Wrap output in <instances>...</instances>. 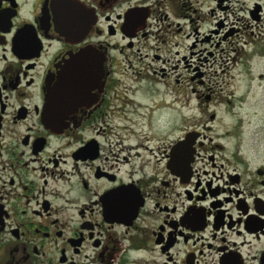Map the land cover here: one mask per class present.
<instances>
[{
  "label": "flooded vegetation",
  "instance_id": "flooded-vegetation-1",
  "mask_svg": "<svg viewBox=\"0 0 264 264\" xmlns=\"http://www.w3.org/2000/svg\"><path fill=\"white\" fill-rule=\"evenodd\" d=\"M189 41L264 60V0H0V264H264L262 147L171 138Z\"/></svg>",
  "mask_w": 264,
  "mask_h": 264
},
{
  "label": "rangeland",
  "instance_id": "rangeland-1",
  "mask_svg": "<svg viewBox=\"0 0 264 264\" xmlns=\"http://www.w3.org/2000/svg\"><path fill=\"white\" fill-rule=\"evenodd\" d=\"M190 43L181 50V55H188L193 66L175 67L173 63L177 60L171 56L170 65L165 68V81L172 85L171 97L165 99L170 98L175 106V111H171L172 140L185 130H197L206 136L207 143L213 140V143L254 144L264 150V76L263 79L253 78L264 75V60L249 64L248 53L241 51V56L234 62L236 55L229 47H225L224 52L211 49L213 55L210 56L208 45L198 47L191 57L187 50ZM163 90L166 92V88ZM200 93L201 99L196 100ZM154 99L163 98L156 95ZM184 101L187 107L183 119ZM177 108L179 112L182 109L181 116L177 114ZM176 114L179 120H175Z\"/></svg>",
  "mask_w": 264,
  "mask_h": 264
},
{
  "label": "water",
  "instance_id": "water-1",
  "mask_svg": "<svg viewBox=\"0 0 264 264\" xmlns=\"http://www.w3.org/2000/svg\"><path fill=\"white\" fill-rule=\"evenodd\" d=\"M191 136L188 137V139L190 140Z\"/></svg>",
  "mask_w": 264,
  "mask_h": 264
}]
</instances>
